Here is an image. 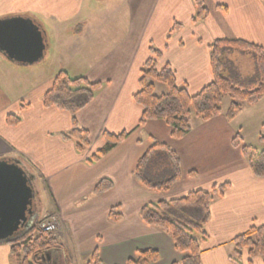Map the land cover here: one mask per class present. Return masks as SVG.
I'll return each mask as SVG.
<instances>
[{"label": "crops", "instance_id": "crops-1", "mask_svg": "<svg viewBox=\"0 0 264 264\" xmlns=\"http://www.w3.org/2000/svg\"><path fill=\"white\" fill-rule=\"evenodd\" d=\"M203 1L207 15L193 23V0H123L119 16L98 20L92 18L97 8L85 0H0V18L28 17L39 26L45 51L51 49L66 66L61 65L64 70L59 71L68 74L74 62L79 68L77 77L101 83L93 99L75 114L90 141L79 152L73 140L62 137L71 128L70 114L42 105V96L56 74L51 72L43 79L39 73L35 79L36 70L29 69L36 66L10 61L0 53V159L18 161L32 176L38 192L39 180L46 186L50 208L41 215L37 209L36 217L55 215L58 229L54 236L64 251H52L45 262L67 264V256L70 260L73 253L86 258L96 250L103 263L125 264L147 248L161 256L150 264L179 262L188 252H178L166 232L145 223L141 207L181 198L194 190L210 191L223 183H228L227 189L214 195L210 204L207 238L200 243L201 263L235 264L229 258L232 239L252 225L264 224V177L252 173L240 147L233 145L235 136L249 129L250 121L263 117L258 124L261 128L254 131L263 130L264 96L243 105L231 120L224 115L227 107L206 121L193 118L190 132L179 139L171 137L162 120L139 125L142 107L133 96L139 88L140 68L152 56L150 46L160 52L157 68L168 64L176 84L192 95L212 80L209 44L213 40L242 39L264 49V0ZM176 19L180 28L174 31L171 26ZM42 24L50 26L53 35ZM108 26H113L112 35ZM99 35L102 41L93 45ZM154 88L157 94L166 91L162 84ZM20 103L25 107L20 109ZM13 113L19 114L20 122L11 126L6 116ZM104 132L127 135L91 163L88 159L105 143ZM155 141L168 145L179 158L180 177L167 192L149 189L134 175L137 160ZM154 155L157 165L168 159L162 150ZM102 179H108L111 188L97 194L94 188ZM114 206L121 219L111 222L107 215ZM13 262L9 244L1 241L0 264ZM242 264L264 261L256 257L248 263L243 252Z\"/></svg>", "mask_w": 264, "mask_h": 264}, {"label": "trees", "instance_id": "trees-1", "mask_svg": "<svg viewBox=\"0 0 264 264\" xmlns=\"http://www.w3.org/2000/svg\"><path fill=\"white\" fill-rule=\"evenodd\" d=\"M194 14L191 21L196 23L207 15V8L203 0H193ZM174 27L180 24L174 22ZM170 34V33H169ZM168 34V35H169ZM237 49L249 51L255 61L256 86L248 89L230 79L224 73V51ZM151 57L140 68L138 91L133 98L142 107L139 125L148 120H162L170 128V135L174 139L185 136L191 130V121L194 118L202 121L209 120L223 113V98H230L224 115L231 120L237 115L243 105L256 103L264 96V49L256 44L242 39L217 38L209 44L210 65L212 80L198 93L189 94L185 86L176 84L175 72L168 65L158 69L156 58L160 52L150 46ZM155 84H162L166 91L157 94ZM101 83L90 82L86 78L71 77L65 71H59L52 79L50 88L42 96V105L46 108L55 107L67 111L71 116V128L62 134V137L73 140L77 151L83 152L90 146L87 130L80 127L75 114L83 109L95 96ZM20 109L25 103L19 104ZM8 125L20 122L19 114L6 116ZM126 132L118 134L103 133L104 145L89 159L94 162L123 141ZM264 144V135L258 137ZM233 145L240 147L250 170L257 177H264V149L256 150L249 144H243L238 135L233 139ZM157 150H162L171 164V172L166 179L154 180L147 174V169ZM154 155V156H153ZM190 174L194 175V171ZM134 175L146 187L155 191L167 192L180 177L179 158L166 144L153 142L152 145L137 160ZM228 183L213 185L210 191L194 190L181 198L168 201L160 200L145 204L140 209L141 219L148 225L155 226L166 232L172 239L178 252H188V255L179 262L171 264H202L200 243L207 238L205 224L209 219L210 204L214 195H221L227 189ZM111 188L108 179L100 180L94 192L101 194ZM111 222L121 219L117 206L111 207L107 215ZM38 218L32 224L20 229L13 239L5 241L9 244L11 255L16 264H46L45 259L52 251H64L63 244L50 233L46 234L37 227ZM233 250L229 256L235 264H242V254L246 252L248 263L256 257L264 261V224L252 225L245 232L232 239ZM92 264H101L97 251L89 256ZM160 253L152 248L139 250L135 259H128L125 264H150L160 259ZM67 264L70 263L67 256Z\"/></svg>", "mask_w": 264, "mask_h": 264}, {"label": "water", "instance_id": "water-1", "mask_svg": "<svg viewBox=\"0 0 264 264\" xmlns=\"http://www.w3.org/2000/svg\"><path fill=\"white\" fill-rule=\"evenodd\" d=\"M45 41L30 18H0V53L20 64H33L44 56ZM31 177L16 160L0 159V242L13 239L34 216Z\"/></svg>", "mask_w": 264, "mask_h": 264}, {"label": "rangeland", "instance_id": "rangeland-1", "mask_svg": "<svg viewBox=\"0 0 264 264\" xmlns=\"http://www.w3.org/2000/svg\"><path fill=\"white\" fill-rule=\"evenodd\" d=\"M107 1H109V4H107ZM85 2H88L90 6H93V8L94 7L97 8V11L92 15V18H95L97 20L101 18H113V17L119 16V13L121 12V8L123 5V0H85ZM105 2L107 6L103 7L100 5L101 3L105 4ZM175 22L180 23L179 19H176ZM42 27L46 30L48 35L50 34L53 35L52 30L50 29V26L42 24ZM93 27H97V25H94ZM108 29H110L108 31L109 35H112L114 33L113 26H108L107 30ZM171 29L172 30L175 29L174 31H177V28L174 27V22L172 23ZM100 35L96 36L97 39H95L92 42L93 45L96 44L98 40L102 41V37ZM52 43H53L52 47H54L55 43L53 39H52ZM46 50L47 51H45L46 53H45L44 59L38 63H33L32 66H36V67H33L34 69H29V70H36L34 73L35 79H39V73L42 74V78L44 79L47 75H50L51 72L54 74H57L59 70L63 69L62 66L66 67L65 64L60 62L58 58L54 57L51 49H46ZM54 50H57V48ZM223 57L225 60L223 71L230 79L234 80L235 82L239 83L240 85L244 87H247L248 89H252L253 87L256 86V82L254 81L256 78L255 77V61H254V56L251 52L249 51L242 52L237 49H226L224 51ZM69 67L70 68L67 69L68 75L71 77H77V75H79L77 74L79 68L75 65L74 62L70 63ZM229 101H230V98L225 96L223 98L222 106L226 108ZM260 118L263 119V117H259V118H256L255 120L250 121L249 124L247 125L249 129H246L240 135V138L244 144L252 145L256 148V150L264 149V144H262L258 139L260 135H264V128L259 133H258L259 130L254 131L255 127L256 128L259 127L258 124H259ZM157 160L159 162L161 161L160 158H158ZM170 165L171 164L166 159H164L163 163L161 161L160 164L158 165L156 164V161L152 160L149 165L150 177L154 180L166 179L171 172ZM39 183H40V187H39L40 191L37 193L35 201L37 200L36 203H37L38 213L39 215H41L43 213L48 212L50 207H49V196H48V192L46 191V186L42 184L41 180H39ZM50 214L54 215L52 213ZM57 229H58V226L56 230ZM46 264H52V263L47 259ZM69 264H92V261L90 257L83 258L82 255L79 256V254L76 255L75 253H73V255L70 257ZM101 264H106V263H103L101 261Z\"/></svg>", "mask_w": 264, "mask_h": 264}, {"label": "built area", "instance_id": "built-area-1", "mask_svg": "<svg viewBox=\"0 0 264 264\" xmlns=\"http://www.w3.org/2000/svg\"><path fill=\"white\" fill-rule=\"evenodd\" d=\"M57 227L56 217L53 215H47L39 224V229L44 233H51Z\"/></svg>", "mask_w": 264, "mask_h": 264}, {"label": "flooded vegetation", "instance_id": "flooded-vegetation-1", "mask_svg": "<svg viewBox=\"0 0 264 264\" xmlns=\"http://www.w3.org/2000/svg\"><path fill=\"white\" fill-rule=\"evenodd\" d=\"M32 185H33V183H32ZM33 187H34V189H35V186L33 185ZM37 206V203L36 202H33V204H32V208H35Z\"/></svg>", "mask_w": 264, "mask_h": 264}]
</instances>
